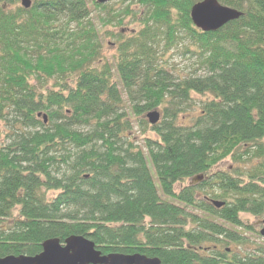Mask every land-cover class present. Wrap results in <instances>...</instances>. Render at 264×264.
Listing matches in <instances>:
<instances>
[{
  "label": "trees",
  "instance_id": "16d2710c",
  "mask_svg": "<svg viewBox=\"0 0 264 264\" xmlns=\"http://www.w3.org/2000/svg\"><path fill=\"white\" fill-rule=\"evenodd\" d=\"M199 1L0 0V257L80 235L102 255L264 264L220 250L242 243V213L264 214V0H218L242 15L214 32L191 21ZM127 18L141 27L108 29ZM173 50L192 72L169 71ZM134 119L156 136L146 153Z\"/></svg>",
  "mask_w": 264,
  "mask_h": 264
},
{
  "label": "water",
  "instance_id": "95a60500",
  "mask_svg": "<svg viewBox=\"0 0 264 264\" xmlns=\"http://www.w3.org/2000/svg\"><path fill=\"white\" fill-rule=\"evenodd\" d=\"M105 4L109 0H96ZM23 8L31 7V0H20ZM242 13L234 8L222 5L218 0H201L195 3L190 10L193 25L202 32H214L225 24L238 19ZM40 116V114H38ZM150 124H157L160 113L152 110L146 114ZM46 123V117L44 116ZM216 208L224 205L223 201L211 200ZM264 238V226L260 230ZM0 264H162L158 257H147L143 254L109 253L102 255L95 248L92 240L80 236L71 235L61 242L57 238H50L42 243L40 253L29 255H7L0 257Z\"/></svg>",
  "mask_w": 264,
  "mask_h": 264
},
{
  "label": "rangeland",
  "instance_id": "374dc122",
  "mask_svg": "<svg viewBox=\"0 0 264 264\" xmlns=\"http://www.w3.org/2000/svg\"><path fill=\"white\" fill-rule=\"evenodd\" d=\"M110 5H113L114 7H119L120 0H110L108 2ZM96 25H100L98 21H96ZM141 27L140 22L138 21H133L131 22V18H127L124 21V26L121 28H113L112 26H109L108 29L111 32H119L122 30V34L127 35L130 34L133 31L138 30ZM104 35V34H103ZM102 42V54L103 56L107 58H112L115 53H116V44L114 42V39L109 36H103L101 38ZM185 44V42H184ZM168 66H169V71H172L174 73L180 72L182 75H186L189 72H192L195 65H194V60L193 58L189 59L188 55H181L178 50H173L172 53H170L168 57ZM124 97V96H122ZM194 105H196L195 110H189L190 116H184L182 119L183 123H189L188 119L195 115L198 112V106L197 103L199 100L202 99L201 96L194 95ZM41 117V116H40ZM89 127H80L79 130L86 132L88 131ZM132 134V139L133 142L141 148L145 153L147 152L145 145H144V138L150 137V138H156L155 134L152 131H143L142 128L138 126V122L136 119H134L133 122V129L131 131ZM231 164L228 161H225L222 163L219 168L224 169L229 167ZM231 167V166H230ZM202 178H196L192 180H187L185 181L182 185H189V184H196L201 181ZM211 194H218V191L216 190H210L209 191ZM165 198V197H163ZM208 198L211 199L210 195H208ZM215 200V199H214ZM219 200V199H217ZM220 201V200H219ZM210 203V200L208 201ZM189 211L194 212L191 209H188ZM202 215L201 213H198ZM241 220L245 226L246 229H243L241 233V239L242 243L237 244L232 241H228L226 244L221 245L222 248L220 250H223V248L227 249V252H230L229 255L231 254H244L248 250L257 252L258 250H263L264 251V238L260 235V230L263 227L262 221L264 220V214L262 216H253L249 213H242L240 215ZM225 227H228L232 229L229 225L222 223ZM228 240V239H227Z\"/></svg>",
  "mask_w": 264,
  "mask_h": 264
},
{
  "label": "flooded vegetation",
  "instance_id": "af4514ba",
  "mask_svg": "<svg viewBox=\"0 0 264 264\" xmlns=\"http://www.w3.org/2000/svg\"><path fill=\"white\" fill-rule=\"evenodd\" d=\"M262 224H263V226H264V220L262 221Z\"/></svg>",
  "mask_w": 264,
  "mask_h": 264
}]
</instances>
